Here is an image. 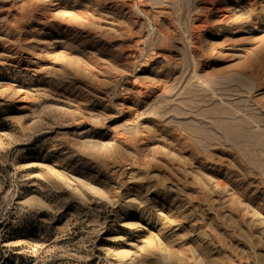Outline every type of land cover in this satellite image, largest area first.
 Returning <instances> with one entry per match:
<instances>
[{
	"label": "rangeland",
	"instance_id": "obj_1",
	"mask_svg": "<svg viewBox=\"0 0 264 264\" xmlns=\"http://www.w3.org/2000/svg\"><path fill=\"white\" fill-rule=\"evenodd\" d=\"M0 264H264V0H0Z\"/></svg>",
	"mask_w": 264,
	"mask_h": 264
}]
</instances>
